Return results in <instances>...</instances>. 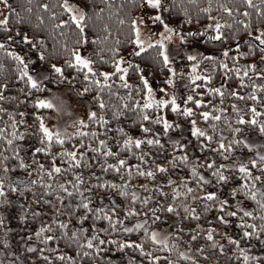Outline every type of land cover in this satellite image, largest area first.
I'll use <instances>...</instances> for the list:
<instances>
[{"label": "snow or ice", "instance_id": "snow-or-ice-1", "mask_svg": "<svg viewBox=\"0 0 264 264\" xmlns=\"http://www.w3.org/2000/svg\"><path fill=\"white\" fill-rule=\"evenodd\" d=\"M2 4L7 11L0 14V50L16 61L15 81L24 84L19 92L25 87L28 92L13 95L15 84L0 82V101L25 106L19 119L0 106V116H7L0 125V204L10 203L9 192L27 196L28 190L31 200L21 203L20 220L27 219L25 213L34 205L53 209L46 222L41 219L35 232L28 233L38 244L23 245V256L0 250L14 257L7 264H78V258L79 264H116L109 258L113 253L126 257L120 264H264V0H234L231 7L217 0L215 16L212 0L205 7L196 0H129V13L135 15L127 19L119 14L125 4L113 10L107 3L105 19L106 9L96 0H36L34 6L27 0L21 7L25 15L10 0ZM176 7L182 17L171 14ZM191 7L196 8L198 30L184 27L193 22ZM114 11L118 26L129 28V53L122 54L121 40L110 35ZM28 25L48 26L53 35L60 30L64 41L52 52L66 51L68 58L49 61L46 75L30 71L27 56L9 47L17 37L33 49V41L47 47L43 36L24 31ZM156 25L161 26L158 38H142ZM89 35L100 47L85 52ZM201 38L218 50L199 51ZM153 50V61L167 73L159 88L153 87L146 67L135 62ZM45 57L40 51L39 58ZM217 74L222 82L210 86ZM45 81L59 91L34 95L52 92ZM29 105L34 130L27 123ZM28 139L33 143L22 147ZM121 149L136 163L121 156ZM94 166L115 172L121 182L94 179ZM210 212L215 213L212 219H205ZM31 216L36 220L49 213L36 207ZM233 225L235 232L223 230ZM134 233L142 234L135 239L124 235ZM0 243L6 249L9 241Z\"/></svg>", "mask_w": 264, "mask_h": 264}, {"label": "trees", "instance_id": "trees-1", "mask_svg": "<svg viewBox=\"0 0 264 264\" xmlns=\"http://www.w3.org/2000/svg\"><path fill=\"white\" fill-rule=\"evenodd\" d=\"M40 2H43V0H40ZM111 2V4L113 5V10L114 9H118L119 6L121 4H125L126 7L124 9H120L119 14L124 16L125 19H127L128 15H135V12H131L129 13L128 10V5H129V0H96V3L99 7H105V19H108L107 17V12L109 11V9H107L106 5L107 3ZM166 3H176V0H165ZM209 0H196V4L198 7H205L207 6ZM213 2V11L211 13V15L215 16L217 15V8L215 7V4L217 2V0H212ZM220 2L222 3H226L228 6H233V2L234 0H220ZM238 2V0H237ZM254 2H256V0H254ZM10 3L12 4V7L16 8L18 12H21V15H25L24 12L21 11V7H26L27 6V0H10ZM33 6L36 3V0H32ZM185 3H187V0H185ZM0 7H3L2 4V0H0ZM4 8V7H3ZM244 8V5L242 3H240V11L242 12ZM6 11L7 9L4 8ZM147 12H149V9H145ZM190 14L193 16V22L190 25H184L185 29H191V30H198L199 29V24L197 23V16H196V8L195 7H191L189 9ZM173 16H183V13L179 11V8H173L172 9V13ZM164 15L167 17L169 15V13H164ZM223 17L225 19H228L226 14H222ZM63 18H67V15L65 14L63 16ZM239 17H236V19H238ZM205 19V17H200V20L203 21ZM253 20H255V13L253 12ZM32 22L33 24L36 23L35 21V16L33 15L32 17ZM110 23L112 26V32H111V37L113 39H115L116 37H119V39L121 40L122 44L120 45V47H122V54L124 53H129L131 51V45H128L127 40L129 38V28L127 25H125L123 28H120L117 24L116 21V13L114 11L113 16L110 18ZM24 31L27 32L29 35H39V36H43L45 38V44L47 45V47H43L41 45H39V41H33L34 43L37 44V48L33 49L31 47V43L29 44H22L20 42L19 37L16 38L15 42L9 43V47L10 48H14L16 51H21L23 54H25L27 56V62L29 63V70L34 71L40 67H44L46 69V71L48 72L49 69V61L51 62H56V63H61L63 60H66L68 58L67 56V52L66 51H58L56 53L52 52L53 47H55L57 50L61 49V45L63 44V39L59 36V31L60 30H56V35L52 34V30L50 29V27L48 26H36V27H32V25H28L26 27H24ZM11 34V33H10ZM89 39V43L87 45V47L85 49H87L88 51L90 49L93 48H97L100 47V45H94L91 43V35H89L88 37ZM202 46L199 48V51L201 52H205L206 50H211V49H217L218 50V46L216 45H212L209 44L205 41L202 40V38L198 41ZM69 47H73L71 41H69ZM243 47V46H242ZM40 51H45L46 53V57L44 60H41L39 58V52ZM154 51H146L144 54H142L138 59L135 60L136 63H140L142 67H146L147 69V74L150 75L151 77V82L155 83L156 85H158L160 87V85L163 83L162 81V77L166 76L167 73L166 71L162 70L160 67V64L158 62H154L152 57L154 55ZM104 55H110L107 52L102 53ZM130 57V56H129ZM93 59H97L96 57H93ZM130 59H133L132 57H130ZM241 63H244V59L241 58L240 60ZM97 63H100L97 60ZM0 64L5 65V67L3 69H0V82H4V81H11L15 84V87L11 88V94L13 95H19V96H26L28 89L25 87V91L24 93H20L19 92V88L23 87V81H15V76H16V69L14 67V65L16 64V61L9 57L3 50H0ZM208 65L205 63L204 67H207ZM66 75H70V72L65 73ZM129 79H134V77H129ZM232 77H229L228 80L229 82L232 81ZM221 76L219 74H217L214 79L210 82V86H218L221 83ZM44 83L47 84V87L52 89V88H57L56 85L50 83L49 81H45ZM200 83H203V81H201ZM232 86H235L234 83L232 84ZM201 91H203L204 89L201 88ZM123 91V90H121ZM48 91H44L42 93H35L34 95H46L48 94ZM205 99H214L212 96L210 95H206ZM87 100V99H86ZM228 100L227 98L225 99V106H227ZM0 106L9 108L10 110H13L16 113L17 119H19V112L25 110V106L22 104H16L14 101H0ZM243 106V105H241ZM31 106H28V114H27V123L28 125H31V130H34L37 125L33 122V117L31 116L30 112H31ZM47 111V110H45ZM229 111H231V109H229ZM42 114H44L42 112ZM175 116L174 113L170 114L169 118H173ZM7 119L6 115L0 116V125H3V121ZM115 124V121L112 122V124L109 125V127H112ZM222 126V124H221ZM24 127V126H21ZM133 130H135V126H133ZM10 131V129H9ZM113 137L115 136V133L113 132L111 134ZM2 141H0V147H2ZM16 143L20 144L21 142L19 140L16 141ZM33 143L32 139H28L24 144H22V147H27L29 145H31ZM72 142L69 141V145ZM193 143H195V140L193 139ZM110 146H112L115 150L116 145H115V141L114 140H110ZM179 151V150H178ZM121 156L123 157H128V162L129 163H136V158L134 156H129V154L127 153V151L121 149L120 153ZM196 155H200L201 159L204 158V155L200 154L199 152L196 153ZM41 156H43V154H41ZM30 158V157H29ZM109 162H114L112 160H109ZM220 162V161H218ZM11 163H15V160L13 159L11 161ZM91 171H95L96 172V177L94 179H99V180H104V179H108V180H114L116 183H120L121 182V176L117 175L115 172L113 171H105L102 172L101 169L96 168L95 166L91 169ZM205 173L207 174V170H205ZM13 175H26V173H22V172H13ZM65 179L67 178H71L70 176L64 177ZM84 178L85 181L88 180V170L84 171ZM126 178V177H125ZM143 178H141V182H142ZM133 184L136 183V181L132 182ZM87 186V185H86ZM38 187V186H37ZM100 191H107L105 190H100ZM27 192V196L22 195L20 193H11L9 192L7 194V199L10 201V203L8 204H0V218H2L4 220V224L0 225V241H2L3 239L7 238L9 241L8 247L5 249L3 243H0V250H3V253H6L8 251H12V252H18L20 253L22 256L24 255V249H23V245H25L26 243H36L38 244V242L36 241L35 236L29 237L28 233L29 232H35V229L37 227H39V224L41 222V219H44L45 222L48 218H50L51 213L53 211L52 209V205H44L43 203H41L40 205H34L33 208L31 209L30 212L25 213V215L27 216V219L22 221L19 219V214L21 212V203L24 204H28L29 201L31 200V192L26 190ZM54 196H46L45 199H53ZM121 200H123V198H118L117 202L119 203ZM105 203H107L108 201L105 200ZM98 203V202H97ZM36 207H40L42 209H47L49 216L48 217H38L36 220L32 219L31 216V212H34L36 210ZM137 207H139V203L137 202ZM214 212H210L209 214H207L205 216V219L211 220L212 219V215H214ZM150 216V213H149ZM128 220L132 223L135 222V218L134 217H129ZM201 223H203V221H200ZM73 223H75V221H73ZM196 222H192L189 226L194 227ZM71 227V225H70ZM9 230L7 232V237H5V230ZM224 231H230V232H235L236 229L234 227V225L230 228L227 229H223ZM57 234H59L57 232ZM142 233H134V234H124L126 237L128 235H131L132 238H137L138 235H140ZM187 239V237H185ZM201 242H203V240H201ZM226 243V242H225ZM40 247H43V245H39ZM63 247V245H61ZM227 246V244H226ZM107 251V248L105 249ZM73 255H75V253H72ZM253 254H256L255 252ZM109 258L113 261L116 262V264H120L122 259L126 260V257H124L121 253H113L110 254ZM0 259H3L5 261V264H7L8 261L13 260L14 257H10L7 256L6 254H0ZM78 264H79V258H78ZM84 264H89L88 260L84 261ZM101 264H103V262H101Z\"/></svg>", "mask_w": 264, "mask_h": 264}, {"label": "rangeland", "instance_id": "rangeland-1", "mask_svg": "<svg viewBox=\"0 0 264 264\" xmlns=\"http://www.w3.org/2000/svg\"><path fill=\"white\" fill-rule=\"evenodd\" d=\"M145 11V13L147 14V15H151V10L149 11V12H147L146 10H144ZM6 12V10L3 8V7H0V14H2V13H5ZM141 27H143V26H141ZM160 28H161V26L160 25H156L153 29H152V32H145L143 35H142V38H145V39H147V38H149V37H151V38H153V39H155V38H158V33H159V31H160ZM175 45H176V38L174 37L173 38V42H172V44H171V48H173V49H175ZM85 52H88V50L87 49H85ZM126 59H130V57L129 56H126ZM179 70V69H178ZM31 71V70H30ZM34 73H36V74H39V73H43V74H47V71H46V69L44 68V67H40V68H38V69H36V70H34L33 71ZM152 84H153V87L154 88H159V86L158 85H156L155 83H153L152 82ZM161 86V85H160ZM164 87H168L169 88V91H171V88H170V86H168V85H166V84H164L163 85ZM62 88H63V86H62ZM63 90L64 91H67V89L66 88H63ZM59 91V89H57V88H52V92L50 93H48V94H46L45 96H52L54 93H57ZM64 99L67 101L68 99H69V97H64ZM54 102H59L58 100H56L55 99V97H54ZM85 106L87 105V100L85 99L83 102H82ZM81 111L83 110L82 108L80 109ZM64 119H67V117L65 116L64 117ZM56 121H52V123H55ZM61 123H63V121H61Z\"/></svg>", "mask_w": 264, "mask_h": 264}]
</instances>
